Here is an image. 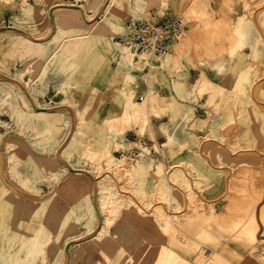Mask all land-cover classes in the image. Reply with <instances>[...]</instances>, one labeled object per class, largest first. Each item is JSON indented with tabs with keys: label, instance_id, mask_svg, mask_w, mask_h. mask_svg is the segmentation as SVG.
Here are the masks:
<instances>
[{
	"label": "rangeland",
	"instance_id": "rangeland-1",
	"mask_svg": "<svg viewBox=\"0 0 264 264\" xmlns=\"http://www.w3.org/2000/svg\"><path fill=\"white\" fill-rule=\"evenodd\" d=\"M55 4L79 15L51 26ZM166 15L186 20L171 50L130 51L164 63L113 57V24ZM0 32L21 35L0 59V264H264V0H0Z\"/></svg>",
	"mask_w": 264,
	"mask_h": 264
},
{
	"label": "bare ground",
	"instance_id": "bare-ground-1",
	"mask_svg": "<svg viewBox=\"0 0 264 264\" xmlns=\"http://www.w3.org/2000/svg\"><path fill=\"white\" fill-rule=\"evenodd\" d=\"M108 3V2H107ZM56 5V4H55ZM107 5V4H106ZM75 6H77V5H75ZM136 6L137 7H141V3L139 2V1H137L136 2ZM72 7V6H71ZM79 7V6H78ZM81 8V7H80ZM107 8V7H106ZM52 11V10H51ZM79 11L80 10H78V8H66V7H62V6H57L56 5V7L54 8V10L52 11V12H48V18H50L49 19V21H51V20H53V21H55V23L56 22H59V21H61V20H64V19H71V18H74V17H77L79 14ZM82 11V10H81ZM82 16V15H81ZM83 20H84V18H83ZM54 23V24H55ZM90 24V23H89ZM85 25H87V21L85 22ZM114 25V27L113 28H115V30H120L119 32H121V34L122 35H120V37H122V38H124L127 34H128V32H129V28L127 29V27L125 28L124 26H118L116 23L115 24H113ZM104 27V26H103ZM14 28V27H13ZM93 32V31H92ZM18 37H21V35L20 34H18V33H16V32H0V59H2L5 55H6V53L8 52V50H9V48H10V46L13 44V42H14V40L16 41L17 39H19ZM113 46L115 47V51H114V53H113V57H116V59H118L117 57H119L120 59H118V60H120V62L123 64V65H126V66H130V67H132L133 69H142V67H144V66H146L147 64H152V65H158V64H161V62H163L164 63V61H166V60H163V61H161V62H159V61H157V60H150V59H148V56H145L144 58H140V59H134V57H133V53L132 52H130V49H129V47L128 46H126L125 44H123L122 42H113ZM147 53H142V55H146ZM148 54H150V53H148ZM166 55H168L169 56V54H166ZM152 68V67H151ZM136 76L134 75V74H132V73H130L129 75H128V79L129 80H132V78H135ZM173 86L175 87V89L177 90V91H185V90H187L188 91V93H198V92H200V91H203V89L205 88V86H207V83H206V81H197V82H195V83H190L189 82V80L187 79V77L185 76V77H182V79H180V80H178V81H176L174 84H173ZM86 102V98L85 99H81L79 102H78V105H84V103ZM204 105V104H203ZM144 107H145V105L144 104H142V103H140V102H137L135 105H134V107H133V109H131V110H129L128 111V114L129 115H134V114H136V117H139L138 116V114L139 113H141V111L144 109ZM256 108V110H255V112L256 113H258V114H261V113H263V111L261 110L262 108H264V104H260L259 103V105L258 106H256L255 107ZM146 109H148L149 110V108H147L146 107ZM33 110H34V112H35V114L36 115H41V114H48L50 111H48V110H46V109H44V108H40V107H34L33 108ZM16 112V114L18 115V117H23L24 115H25V113H26V111L25 110H23V109H16L15 110ZM147 120V119H146ZM146 120H144L143 121V123H146ZM198 121L199 122H203L204 123V121H206V119H203V120H201V119H198ZM205 124V123H204ZM161 126H163V125H161ZM161 126H159V125H156L155 127L156 128H159V127H161ZM75 131H71L69 134H68V136H67V138H66V140H65V145L63 146V148H62V150L64 151V150H66V148H68V146H69V144H70V142H72L73 140H74V138H75V133H74ZM197 132V131H196ZM201 132V131H200ZM117 138V135L116 134H113V139H116ZM161 147V146H160ZM108 153V152H107ZM109 154V153H108ZM106 155V154H105ZM104 155V156H105ZM103 157V156H102ZM105 157H108L107 155L105 156ZM105 157H103V159L105 158ZM110 157V156H109ZM148 157V148H146V147H142V149H141V152H140V154L137 156V158L136 159H134L133 160V162H132V165H131V169H134V168H143L144 167V162H145V159ZM102 159V158H101ZM108 159V158H107ZM112 159V158H111ZM105 161H106V158H105ZM109 162H110V160H108ZM121 160L120 159H118V158H113L112 159V162H120ZM104 162V161H103ZM110 164V163H109ZM112 164H114V163H112ZM210 164V163H209ZM108 165V164H107ZM120 165V164H119ZM126 164H124V166H125ZM129 165V164H128ZM105 166H106V164H105ZM110 166H111V168L113 167L111 164H110ZM123 166V167H124ZM210 166H212V165H210ZM118 167V166H117ZM213 167V166H212ZM110 168V169H111ZM215 168V167H214ZM108 169V168H107ZM119 169H120V167H119ZM220 171V170H219ZM103 175V174H102ZM100 177V176H99ZM98 179V178H97ZM96 183V182H95ZM154 184H156L158 187L160 186V188H163L164 187V185H165V183L164 182H162V181H155L154 182ZM96 185V184H95ZM176 185V184H175ZM178 188V187H177ZM169 189V191L171 190V188L169 187L168 188ZM95 191H96V189H95ZM159 196V195H158ZM95 197V196H94ZM96 198V197H95ZM122 199V198H121ZM153 207V206H152ZM138 208H139V206H138ZM142 208V207H141ZM144 211V210H143ZM145 211H146V209H145ZM155 211V210H154ZM154 211H153V213H154ZM96 213H97V211H96ZM99 214V213H98ZM160 216H161V214H159ZM163 216H165L167 219H168V217L170 218L171 217V214L169 213V214H165V215H163ZM162 216V217H163ZM159 217V216H158ZM165 217H164V219H165ZM144 218H146V216H145V214H144ZM161 220V219H160ZM163 220V219H162ZM165 222V221H164ZM116 224V223H115ZM98 226V225H97ZM97 226H96V230H94L95 232V234L92 232V234L91 235H89V238L91 239V240H99L100 238H105V239H110L111 238V234H109L108 233V230H105L104 231V233L102 234V227L99 225L98 226V228H97ZM89 234V233H88ZM88 236V235H87ZM86 236V237H87ZM86 237H85V239H86ZM80 238H83V236L82 237H80ZM134 238V235H130V237H129V239H127V240H132ZM139 238V240H140V236H138L137 237V239ZM79 239V238H78ZM84 239V238H83ZM75 240V239H74ZM77 241V240H76ZM79 241V240H78ZM73 242H75V241H73ZM69 243V242H68ZM70 244V243H69ZM67 245V244H66ZM93 250H98L97 248L96 249H93ZM130 250V249H129ZM258 254L256 255V257H258V258H263L264 259V247L263 246H260L259 248H258ZM66 252H68V248H66ZM93 253V252H92ZM101 253V252H100ZM67 254V253H66ZM65 254V255H66ZM67 256V255H66ZM205 256V255H204ZM223 259H222V262H225V261H227V259H226V256L225 255H223V257H222ZM200 260L202 261V264H219V263H221V262H219L218 263V260L217 259H215V256H213V255H211L210 254V256H205V257H202V258H200ZM199 260V261H200ZM68 261V260H67ZM216 262V263H215ZM41 264V263H40Z\"/></svg>",
	"mask_w": 264,
	"mask_h": 264
},
{
	"label": "built area",
	"instance_id": "built-area-1",
	"mask_svg": "<svg viewBox=\"0 0 264 264\" xmlns=\"http://www.w3.org/2000/svg\"><path fill=\"white\" fill-rule=\"evenodd\" d=\"M186 20L177 15L154 17L129 26L128 34L118 40L129 47L133 53L163 55L185 33Z\"/></svg>",
	"mask_w": 264,
	"mask_h": 264
},
{
	"label": "crops",
	"instance_id": "crops-1",
	"mask_svg": "<svg viewBox=\"0 0 264 264\" xmlns=\"http://www.w3.org/2000/svg\"><path fill=\"white\" fill-rule=\"evenodd\" d=\"M55 23V21H53V20H51V26H53V24ZM53 35H55V33H53ZM140 100V99H139ZM202 104H204V103H202ZM66 107V110L67 111H70V109H69V107L68 106H65ZM198 119H201V120H203V119H205L204 117H200V118H198ZM168 123V119L167 118H164V120L162 121V123L161 124H159V126H161V125H166ZM198 135H202V133H198ZM208 167H211V168H213L212 166H210L209 165V162H208V165H207Z\"/></svg>",
	"mask_w": 264,
	"mask_h": 264
}]
</instances>
